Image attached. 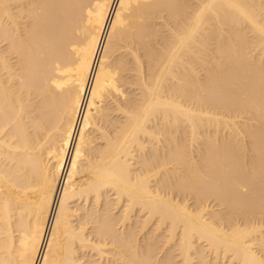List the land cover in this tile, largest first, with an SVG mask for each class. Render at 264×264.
Segmentation results:
<instances>
[{"label":"bare ground","instance_id":"1","mask_svg":"<svg viewBox=\"0 0 264 264\" xmlns=\"http://www.w3.org/2000/svg\"><path fill=\"white\" fill-rule=\"evenodd\" d=\"M175 251L264 264V0H0V264Z\"/></svg>","mask_w":264,"mask_h":264},{"label":"rangeland","instance_id":"2","mask_svg":"<svg viewBox=\"0 0 264 264\" xmlns=\"http://www.w3.org/2000/svg\"><path fill=\"white\" fill-rule=\"evenodd\" d=\"M210 201H213V200L211 199ZM208 203H209V202H208ZM213 204H214V202L211 203V206H213ZM159 245H160V244H159ZM169 248H170L169 246H167V247L163 246L161 249H162V251H167V250H169ZM162 254H163V253L161 252V255H162ZM173 254H174V255H178V251H175ZM174 260L176 261V263L180 264V262H179V260H180L179 255L176 256Z\"/></svg>","mask_w":264,"mask_h":264}]
</instances>
